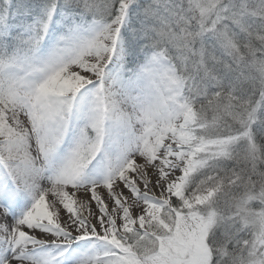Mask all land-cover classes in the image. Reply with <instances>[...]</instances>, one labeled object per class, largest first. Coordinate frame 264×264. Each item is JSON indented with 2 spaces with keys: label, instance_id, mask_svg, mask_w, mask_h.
I'll return each instance as SVG.
<instances>
[{
  "label": "snow or ice",
  "instance_id": "1",
  "mask_svg": "<svg viewBox=\"0 0 264 264\" xmlns=\"http://www.w3.org/2000/svg\"><path fill=\"white\" fill-rule=\"evenodd\" d=\"M0 264H264V0H0Z\"/></svg>",
  "mask_w": 264,
  "mask_h": 264
}]
</instances>
